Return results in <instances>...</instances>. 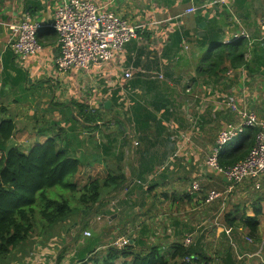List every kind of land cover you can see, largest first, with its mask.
<instances>
[{"label": "crops", "instance_id": "0c3cea01", "mask_svg": "<svg viewBox=\"0 0 264 264\" xmlns=\"http://www.w3.org/2000/svg\"><path fill=\"white\" fill-rule=\"evenodd\" d=\"M91 1L142 27L111 60L58 73L57 33L49 22L63 0H0V120L14 124L4 146L27 152L51 138L78 159L81 183L95 163L122 175L121 184L101 190L95 206L130 243L157 244L167 257L171 242L189 237L188 245L209 255L212 264H243L238 258L246 252L251 255L247 264H264V176L235 185L225 200L205 202L210 190L228 187L221 173L206 164L217 134L240 121L227 97L264 118V33L259 29L264 0ZM213 1L218 11L205 19L198 8ZM191 6L194 11L186 13ZM26 12L43 26L39 49L19 59L7 46L8 25ZM240 30L249 38L231 40L226 59L207 61ZM256 132V127H244L231 151L248 140L254 143ZM193 181L199 191L190 190ZM245 216L259 220L255 233L244 225ZM208 219L210 239L204 231ZM59 222L65 234H72V222ZM80 227L72 225L77 243L69 253L56 251L55 232L28 251L11 250L0 264H81L99 245H88ZM217 232L214 246L204 243ZM46 247L55 260L34 262L31 254L41 250L44 258ZM131 259L120 256L113 263Z\"/></svg>", "mask_w": 264, "mask_h": 264}, {"label": "trees", "instance_id": "16d2710c", "mask_svg": "<svg viewBox=\"0 0 264 264\" xmlns=\"http://www.w3.org/2000/svg\"><path fill=\"white\" fill-rule=\"evenodd\" d=\"M230 46L232 45H223L208 55L207 61L226 59L230 55ZM13 131L14 124L11 120H0V260L30 236L35 208L49 223L64 220L75 209L61 194L51 196V188L69 190L77 197L79 205L93 207L98 202L102 187L123 182L122 175L113 174L106 166L95 163L89 167L87 179L79 189L76 182L69 179L79 171L78 159L58 148L51 138L33 145L27 152L17 147L6 148L4 143L12 136ZM252 144L253 140L246 141V149L239 153V150H233L229 154L219 153L220 164H232L243 159ZM242 220L248 231L255 233L259 223L257 217L245 216ZM139 243L132 239L123 248L110 247L102 256L103 263L114 264L113 261L120 256H131L129 264H212L209 255L179 241L169 244L167 257L160 253L159 245ZM96 259L90 256L81 264L88 261L100 264ZM122 264H127V261L124 260Z\"/></svg>", "mask_w": 264, "mask_h": 264}, {"label": "built area", "instance_id": "2783aa9c", "mask_svg": "<svg viewBox=\"0 0 264 264\" xmlns=\"http://www.w3.org/2000/svg\"><path fill=\"white\" fill-rule=\"evenodd\" d=\"M194 9L191 6L185 12L190 13ZM42 26L43 24L32 19L27 12L18 22L8 25L10 37L7 46L17 58L24 59L36 53L39 49L37 34ZM52 27L57 33L59 47L54 60L55 67L58 73H64L69 70H85L95 61L111 60L126 42L137 37V30L142 24L130 23L126 18L91 0H63L56 10ZM259 29L264 33V15L259 20ZM239 38H249V34L240 30L232 35V39L228 38L223 43ZM125 76H129V72ZM226 103L237 112L240 121L237 124H228L217 134L206 164L221 173L228 187L226 191L210 190L205 196V202L225 200L227 192L238 183L264 176V118L259 119L253 111L239 108L234 96H228ZM247 126L257 128L255 141L247 155L235 163L221 165L218 159L221 147ZM190 190L199 191V183L193 181ZM89 234V231H84V235ZM127 243L129 237L122 235L111 244L120 249ZM189 243L190 238L186 237L184 244Z\"/></svg>", "mask_w": 264, "mask_h": 264}, {"label": "rangeland", "instance_id": "374dc122", "mask_svg": "<svg viewBox=\"0 0 264 264\" xmlns=\"http://www.w3.org/2000/svg\"><path fill=\"white\" fill-rule=\"evenodd\" d=\"M237 144H238V139H236V138L230 139L227 143H225L221 147L220 154L221 153L229 154L230 152H232L231 148L236 147ZM245 149H246V147L240 149L237 153H239ZM78 175L79 174H76V176H73L72 178L70 177L69 179L73 182H76L77 188L81 189V187L84 185V183L80 182L81 177H79ZM239 184L240 183H238L237 185H239ZM105 187H102L101 190ZM101 190H100V192H101ZM57 193L61 194L62 197L66 198L70 202L72 207H75V209L72 210L66 216V218L62 221H65V222L69 221V223L72 222V225L76 224L77 227L81 226L80 231L81 232L83 231V234H81V235L86 237L85 240L87 241L88 245H93L94 247H95V245H99L98 249L91 254V258H92V256H94L97 258L96 259L97 263L104 264L102 261L101 251H106V253H107V251L110 249V247H112L111 243L113 240H115L119 236L127 235V234H122L123 232H121L120 230L119 231H113V226H110L108 224L107 218L100 214V207L97 208L96 206L91 207V205H88V206L79 205L80 202L77 200V197L74 194H72L69 190H62V189H59L58 187H53L49 190V194L51 196L56 197ZM224 211H225V209H224ZM98 216H99V218H98ZM116 220L119 221V223L124 224V221H122L120 218H117ZM210 220L211 219H208L207 222L205 223L206 228L204 230L208 234L207 235L208 239H210V226H208ZM32 223H33L32 233L30 234V236L25 238L16 249L28 251L35 244H43V242L47 238H49L52 234H54L55 232H57L56 243L59 244V247L56 249V251H64V253L66 254L75 248L76 243H77V239L74 241L72 238L74 236L75 232L72 230L71 224H70V229H71L72 234H65L64 229L62 228V226L64 224H62L61 222H56V223L47 222L41 216V214L37 208H35V212L32 216ZM84 224H89L91 228H89V229L83 228L82 225H84ZM60 228H62V229H60ZM83 229H85V230H83ZM92 230H94L93 236H92V234H93ZM124 230H122V231H124ZM84 231H89L90 234L84 235ZM119 233L121 235H119ZM62 234H63V236H61ZM130 234H128V235H130ZM36 235H40L44 238H41L37 242H35V239H33L32 237L36 236ZM59 238H60V240H59ZM211 239H212L211 241H206L204 243L208 244L210 246H214L219 240L218 232L216 234L213 233L211 236ZM236 243H238L237 237H236ZM46 248L48 251L44 252V254H43L44 258H42V255L40 254L41 250H37L31 254V255H34L33 257H31V259L34 260V262H38V261L43 259V261L45 263H47L48 261H54L55 259H52L50 254H49V253H52L51 249L49 247H46ZM16 254H14L13 256L17 257ZM27 255H28V253H27ZM26 257L23 258V260L26 259ZM52 257H53V255H52ZM54 257H55V252H54ZM250 257H251L250 253L246 252L245 254L242 255L241 258H238V259H239V261H241V263L247 264V261L250 259ZM90 263L92 264V262H90Z\"/></svg>", "mask_w": 264, "mask_h": 264}, {"label": "water", "instance_id": "95a60500", "mask_svg": "<svg viewBox=\"0 0 264 264\" xmlns=\"http://www.w3.org/2000/svg\"><path fill=\"white\" fill-rule=\"evenodd\" d=\"M217 8H219V3L218 2H214V3H210L207 7H201V8H198V11H202L204 10L205 13H204V18L207 19ZM218 10H216L217 12ZM205 21H203L201 24H204ZM48 24V23H47ZM50 25H53V21L49 22Z\"/></svg>", "mask_w": 264, "mask_h": 264}]
</instances>
